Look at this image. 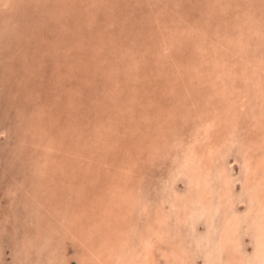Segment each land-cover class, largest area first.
I'll return each mask as SVG.
<instances>
[{"label":"rangeland","instance_id":"rangeland-1","mask_svg":"<svg viewBox=\"0 0 264 264\" xmlns=\"http://www.w3.org/2000/svg\"><path fill=\"white\" fill-rule=\"evenodd\" d=\"M10 2L0 264L264 263V0Z\"/></svg>","mask_w":264,"mask_h":264},{"label":"bare ground","instance_id":"bare-ground-1","mask_svg":"<svg viewBox=\"0 0 264 264\" xmlns=\"http://www.w3.org/2000/svg\"><path fill=\"white\" fill-rule=\"evenodd\" d=\"M12 1V0H11ZM9 2H10V0H0V7L2 6V5H4V6H6V5H8L9 4ZM20 0H13V2H12V7H14V10L15 11H17L16 13H19L18 12V9L20 8V7H24L25 8V5H20ZM11 3V2H10ZM112 7V6H111ZM45 9H47L46 7H45ZM21 16H22V14H21ZM23 16H24V12H23ZM19 18V14H18V17L17 18H15V20H13L14 21V23H17V19ZM4 20H6L7 22L9 21V20H11V17H8V16H6V17H4ZM4 22V21H3ZM106 23V22H105ZM94 27V26H93ZM91 30H92V28H91ZM105 30L104 29H102V33H101V35H100V37H99V39H96L97 40V43L98 42H101V41H105V32H104ZM96 40L94 39V43L96 42ZM72 42V41H71ZM74 44V43H73ZM14 46V45H13ZM214 47H215V45H214ZM217 48V47H216ZM218 49V48H217ZM216 51V50H215ZM70 52V51H69ZM68 52V53H69ZM110 54V53H109ZM171 63V62H170ZM35 64V63H34ZM188 64V63H187ZM88 65V64H87ZM37 66V65H36ZM85 66V65H84ZM42 67V66H41ZM86 67V66H85ZM203 68V67H202ZM28 69V68H27ZM87 69V68H86ZM88 69H91V68H89V66H88ZM42 70H44L43 68H42ZM198 70H201L200 69V66H198ZM92 71V70H91ZM193 71V70H192ZM67 72V71H66ZM81 72V71H80ZM192 93V92H191ZM194 93V92H193ZM113 98H114V96H113ZM174 110V109H173ZM61 111V110H60ZM159 113V112H158ZM199 113V112H198ZM196 116V115H195ZM169 121V120H168ZM185 121H188V119L186 120L185 119ZM222 122V121H221ZM188 124V123H187ZM189 127V126H188ZM262 127V126H261ZM189 130V129H188ZM43 132V131H42ZM45 133V132H44ZM104 133V132H103ZM188 134V133H187ZM175 135V134H174ZM104 137V136H103ZM106 137V136H105ZM227 137V136H226ZM229 138H231V136H229ZM109 140V139H108ZM179 140H181V138H177V142H175V144H177L178 142H179ZM183 140V139H182ZM198 140H199V138H198ZM228 139H225V141H227ZM173 141H175V140H173ZM105 142V141H104ZM181 142V141H180ZM120 143V142H119ZM214 143V146H215V148L217 147V148H219L220 146V144H217L216 142H209V143H207V145L206 144H204V145H206L205 147H207L206 149H208V152H203L202 150H203V148H198V151H196V152H194V154H196L197 156L199 155V163H196V162H194L193 161V163H192V166H194L195 167V170H194V172H195V174L197 175V177H195L196 179L194 180V183H195V185H198V183H199V181H201V179L203 178V176H207L208 174V172L207 173H200L198 170H200V165H204V166H208L209 167V165L208 164H213L212 162H210L213 158H216L213 154H212V156H209V154H211L212 153V149L211 148H213L212 146H211V144H213ZM228 143V142H227ZM179 144V143H178ZM177 144V145H178ZM181 144V143H180ZM225 144V143H224ZM228 145V144H227ZM200 146H201V144H200ZM168 147V146H167ZM261 148H263V147H261ZM264 150V149H263ZM264 153V152H263ZM167 154V153H166ZM248 155H249V153H248ZM261 155H262V153H261ZM263 158H264V156L261 158L262 159V161H263ZM209 159V161H207ZM252 159V158H251ZM151 160V159H150ZM196 160V159H195ZM198 160V159H197ZM256 162V161H255ZM184 164V163H183ZM257 164H259V163H257ZM256 164V165H257ZM249 165H250V163H249ZM254 166V165H253ZM253 166H252V168H253ZM258 167H259V165H257ZM256 168V167H255ZM134 169V168H133ZM142 170H144V169H142ZM261 170V169H260ZM254 171V170H253ZM254 173V172H253ZM207 178V177H206ZM209 180V179H208ZM211 180V179H210ZM115 185V184H114ZM210 185V184H209ZM116 186V185H115ZM125 187V186H124ZM110 188V187H109ZM136 188V187H135ZM204 188V187H203ZM128 189V188H127ZM205 191V190H204ZM203 197V196H202ZM195 198V197H194ZM47 199V198H46ZM45 200V199H44ZM109 200V199H108ZM120 201V200H119ZM204 201V200H203ZM140 203V202H139ZM134 204V203H133ZM184 204V203H183ZM134 206V205H133ZM187 205L185 204V206L184 205H182V207L181 208H187L186 207ZM115 207V206H114ZM123 206H121V208H122ZM177 207V206H176ZM129 209V208H128ZM122 210V209H121ZM261 210V209H260ZM95 211V210H94ZM125 211V210H124ZM127 211V210H126ZM143 211V210H142ZM182 212V211H181ZM130 213V212H129ZM80 215V214H79ZM259 215V214H258ZM262 217V216H261ZM160 218V217H159ZM165 218V217H164ZM179 218H180V216H179ZM263 218V217H262ZM264 219V218H263ZM231 220V219H230ZM164 222H165V220H163ZM261 226H262V224H261ZM262 228V227H261ZM228 230H232L231 228H229ZM149 231V230H148ZM261 231V230H260ZM263 233V232H262ZM231 234L232 233H229L228 235H227V238L228 239H230V240H228L227 238H226V240H228V241H231V238H232V236H231ZM225 237V236H224ZM163 238V237H162ZM166 238V237H165ZM181 239V238H180ZM260 242H261V245L260 246H262L263 248L261 249V251H262V255L264 256V236L261 234V236H260ZM85 245V244H84ZM171 245V244H170ZM152 246V245H151ZM150 246V247H151ZM111 247V246H110ZM230 246H228V248H229ZM152 248V247H151ZM155 248V247H154ZM81 250V249H80ZM147 250V249H146ZM261 253V252H260ZM232 255H234V254H232ZM101 256V255H100ZM152 256V255H151ZM261 256V255H260ZM259 256V257H260ZM98 257H99V254H98ZM231 257V256H230ZM104 258V257H103ZM158 258V257H157ZM263 258V257H262ZM98 259H101V257L100 258H98ZM105 259V258H104ZM228 259V258H227ZM233 259H235V258H233ZM261 259V258H260ZM82 260V259H81ZM149 260V259H148ZM230 260H232L231 258H230ZM100 261H102V260H100ZM125 261V260H124ZM234 261V260H233ZM260 261V260H259ZM232 262V261H231ZM102 263V262H101ZM182 263H184V262H182ZM235 264H236V261L234 262ZM261 263H262V261H261ZM262 264H264V263H262Z\"/></svg>","mask_w":264,"mask_h":264}]
</instances>
